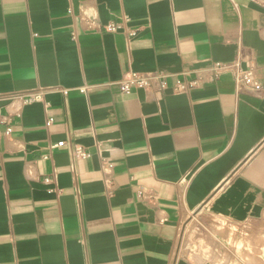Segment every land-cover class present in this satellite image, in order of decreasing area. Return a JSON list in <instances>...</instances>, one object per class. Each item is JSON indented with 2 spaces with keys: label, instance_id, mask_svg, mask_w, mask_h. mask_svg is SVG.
Returning <instances> with one entry per match:
<instances>
[{
  "label": "crops",
  "instance_id": "0c3cea01",
  "mask_svg": "<svg viewBox=\"0 0 264 264\" xmlns=\"http://www.w3.org/2000/svg\"><path fill=\"white\" fill-rule=\"evenodd\" d=\"M214 62L264 82V0H0V264H197L198 212L264 218V95L175 90ZM133 71L166 89L121 94Z\"/></svg>",
  "mask_w": 264,
  "mask_h": 264
},
{
  "label": "rangeland",
  "instance_id": "374dc122",
  "mask_svg": "<svg viewBox=\"0 0 264 264\" xmlns=\"http://www.w3.org/2000/svg\"><path fill=\"white\" fill-rule=\"evenodd\" d=\"M180 247L197 264H264V218L239 224L198 212Z\"/></svg>",
  "mask_w": 264,
  "mask_h": 264
},
{
  "label": "built area",
  "instance_id": "2783aa9c",
  "mask_svg": "<svg viewBox=\"0 0 264 264\" xmlns=\"http://www.w3.org/2000/svg\"><path fill=\"white\" fill-rule=\"evenodd\" d=\"M105 29L110 32H116L118 30V24L110 23L105 26ZM134 31L129 30V35H134ZM233 71L234 72V81L237 87H243L251 92H254L258 95H264V82L256 78L253 72L250 70L244 71L240 68L238 62L234 63H224V62H214L210 69L204 74H201L195 80L190 82H182L178 81L177 86L175 88L176 91H187L191 88H195L199 83L202 82H213L226 72ZM119 85V89L121 94L129 95L135 90H160L163 91L167 87V76L159 71H150V72H129L123 76V78L117 83ZM84 92L85 89H82ZM64 93H67L64 91ZM39 96H34L29 99V101H39ZM6 125L5 130H0V137L2 136H10L12 133V126L8 122V120L0 121V124ZM52 124V119H48L46 122L47 126ZM65 142H59L51 146V148L63 147ZM74 160H85L91 156L89 150L82 146H76L72 152ZM103 169L107 174L105 179L108 191L112 190L113 186V178H112V170L113 164L109 162L107 159L102 160ZM47 180V179H46ZM139 196H145L143 191L139 192Z\"/></svg>",
  "mask_w": 264,
  "mask_h": 264
}]
</instances>
